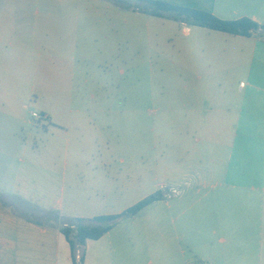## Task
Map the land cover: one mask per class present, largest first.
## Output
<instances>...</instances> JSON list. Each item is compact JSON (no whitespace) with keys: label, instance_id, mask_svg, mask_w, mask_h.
I'll list each match as a JSON object with an SVG mask.
<instances>
[{"label":"crops","instance_id":"obj_1","mask_svg":"<svg viewBox=\"0 0 264 264\" xmlns=\"http://www.w3.org/2000/svg\"><path fill=\"white\" fill-rule=\"evenodd\" d=\"M0 1V264H74L62 226L14 213L9 205L11 198L39 186L37 164L26 160L19 135L22 125L31 124L20 101L23 77L40 79L48 91L56 59L64 79L70 66H86L88 45L115 50L134 44L136 35H146L149 50L158 51L149 59L179 67L174 80L180 89L161 96L152 122L175 136V153L160 161L165 178L211 182L221 200L198 208L220 216L207 222L168 221L165 226L173 232L159 236V249L152 248L148 232L129 243L110 231L87 241L84 264H253L257 257L264 264V36H234L125 10L107 0H72L87 4L86 15L72 16L73 28L52 25L49 12L30 25L27 11L7 5L11 0ZM153 1L264 25V0ZM166 38L173 41L171 49ZM39 114L44 117L39 121L52 124L49 112ZM163 185L157 184L155 193ZM231 193L247 195L250 220L225 217L230 208L225 197ZM241 248L248 253L239 254Z\"/></svg>","mask_w":264,"mask_h":264},{"label":"rangeland","instance_id":"obj_2","mask_svg":"<svg viewBox=\"0 0 264 264\" xmlns=\"http://www.w3.org/2000/svg\"><path fill=\"white\" fill-rule=\"evenodd\" d=\"M0 2V6L4 5V1ZM8 2L7 5L27 11L30 25L49 12L52 25L67 29L75 26L72 16L86 15L87 7L82 1L72 0ZM135 38L134 44L120 45L115 50L100 51L88 45L86 66H70L69 76L64 79L58 71L61 63L56 59L55 78L48 91L40 79L23 77L20 101L24 118L31 124L22 125L19 135L24 141L26 160L37 164L39 186L8 200L14 213L53 220L57 229L76 219L121 214L154 194L157 184H165L160 190L164 200L134 218L123 217L111 232L129 243L148 232L153 249H159L161 234L173 232L172 227L165 226L172 219L207 222L220 216L216 211L198 208L221 200L211 182L182 176L175 180L165 178L160 161L175 153V136H166L168 131L152 122L158 118L161 96L180 89L174 80L179 67L149 59L150 52L158 51L149 50L146 35ZM172 42L165 39L168 49ZM41 110L49 112L52 124L32 117ZM123 121L127 122L124 126ZM167 143L173 146L167 148ZM49 159L54 162L49 163ZM172 189L179 194H172ZM249 201L247 195L231 193L225 197V202L230 203L225 217L250 220L253 210L247 205ZM0 202H4L1 194ZM200 229L205 232V228ZM243 250L237 252L248 253ZM253 264H258V257Z\"/></svg>","mask_w":264,"mask_h":264},{"label":"trees","instance_id":"obj_3","mask_svg":"<svg viewBox=\"0 0 264 264\" xmlns=\"http://www.w3.org/2000/svg\"><path fill=\"white\" fill-rule=\"evenodd\" d=\"M121 8L151 15L154 17L172 19L189 25L207 28L234 36L251 37L254 34L264 36V25H260L250 18L237 20H222L215 15L189 8L178 7L153 0H107ZM164 200L163 193L158 191L121 214L96 216L92 219H76L71 224L64 223L60 231L67 239L74 264H84L85 247L88 240H99L109 233L123 217L134 218L148 206ZM54 214V213H52ZM81 251L80 262L77 252Z\"/></svg>","mask_w":264,"mask_h":264},{"label":"built area","instance_id":"obj_4","mask_svg":"<svg viewBox=\"0 0 264 264\" xmlns=\"http://www.w3.org/2000/svg\"><path fill=\"white\" fill-rule=\"evenodd\" d=\"M241 86L244 87V86H245V83H242ZM33 117L36 118L37 120H42V119L44 118V117H43L41 114H39V113H33ZM171 191H172V194H174V195H178V194H179V191L176 190V189H172ZM168 198H171V195H168ZM81 256H82L81 251H78V252H77V256H76L78 262H80V260H81Z\"/></svg>","mask_w":264,"mask_h":264}]
</instances>
